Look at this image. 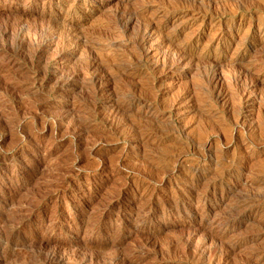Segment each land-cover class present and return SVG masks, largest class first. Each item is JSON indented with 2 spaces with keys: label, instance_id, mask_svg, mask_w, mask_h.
Segmentation results:
<instances>
[{
  "label": "rangeland",
  "instance_id": "1",
  "mask_svg": "<svg viewBox=\"0 0 264 264\" xmlns=\"http://www.w3.org/2000/svg\"><path fill=\"white\" fill-rule=\"evenodd\" d=\"M125 263L264 264V0H0V264Z\"/></svg>",
  "mask_w": 264,
  "mask_h": 264
},
{
  "label": "bare ground",
  "instance_id": "2",
  "mask_svg": "<svg viewBox=\"0 0 264 264\" xmlns=\"http://www.w3.org/2000/svg\"><path fill=\"white\" fill-rule=\"evenodd\" d=\"M127 18H128V17H127ZM152 21H153V20H152ZM48 31H49V30H48ZM52 31H53V30H52ZM52 31H51V34H53ZM55 31H56V30H55ZM55 31H54V32H55ZM57 32H58V31H57ZM49 34H50V33H49ZM49 34H48V35H49ZM51 34H50V35H51ZM61 34H63V33L61 32ZM66 34H67V33H66ZM68 34L71 35V33H69V32H68ZM68 34H67V35H68ZM59 35H60V33H59ZM64 35H65V34H64ZM73 35H74V34H73ZM143 35H144V34H143ZM145 35H146V34H145ZM54 36H55V35H54ZM65 36H66V35H65ZM65 36H64V37H65ZM71 36H72V35H71ZM79 36H80V35H79ZM79 36H78V37H79ZM61 37L63 38V36H61ZM72 37H73V36H72ZM147 37H148V36H147ZM65 38H66V37H65ZM69 38H70V37H69ZM69 38H68V39H69ZM80 38H81V37H80ZM141 38H142V36H141ZM73 39H74V38H73ZM139 39H140V38H139ZM50 40H52V38H51ZM69 41L71 42V40H69ZM140 41H141V39H140ZM72 42H74V41H72ZM165 42H166V41H165ZM66 43H68V40H67ZM76 43H77V42H76ZM80 43H81V42H80ZM138 43H140V42L138 41ZM141 43H142V41H141ZM141 43H140V44H141ZM169 43H170V42H169ZM48 44H49V43H48ZM64 44H65V41H64ZM71 44H72V43H71ZM73 44H74V43H73ZM142 44H143V43H142ZM38 45H39V44H38ZM38 45H37V46H38ZM77 45H78V44H77ZM79 45H80V44H79ZM79 45H78V46H79ZM143 45H144V44H143ZM40 46H41V45H40ZM78 46H77V47H78ZM38 47H39V46H38ZM42 48H43V47H42ZM174 48H175V47H174ZM188 48H189V47H188ZM45 49H46V48H45ZM176 49H178V48H176ZM176 49H174V50H176ZM189 49H191V48H189ZM171 51H173V50H171ZM178 51H179V50H178ZM188 51H189V50H188ZM36 53H37V52H36ZM38 53H39V52H38ZM65 54H66V53H65ZM173 54H174V52H173ZM175 54H176V53H175ZM37 55H38V54H37ZM67 55H68V54H67ZM176 55H177V54H176ZM173 56H174V55H173ZM175 58H176V57H175ZM163 59H164V58H163ZM170 60H171V59H170ZM89 61H90V60H88V63H89ZM91 61H93V60L91 59ZM174 62H175V60H174ZM88 63H87V64H88ZM91 63H92V62H91ZM93 63H94V62H93ZM89 64H90V63H89ZM89 64H88V66H89ZM91 65H92V64H91ZM96 65H97V64H96ZM88 66H87V68H88ZM94 66H95V64H94ZM94 66H93V67H94ZM95 67H96V66H95ZM122 67H123V66H122ZM100 68H102V67H100ZM88 70H89V69H88ZM94 70L97 71L95 68H94ZM94 70H93V72H94ZM99 70H102V69H99ZM107 70H108V69H107ZM116 70H117V69H116ZM90 71H92V70H90ZM90 71H88V72H90ZM103 71H104V69H103ZM114 71H115V69H114ZM91 73H92V72H91ZM90 75H91V74H90ZM98 75H99V74H98ZM98 75H97V77H98ZM92 76H94V75H92ZM92 76H91V77H92ZM99 76H100V75H99ZM101 76H102V75H101ZM94 77H96V76H94ZM94 77H93V79H94ZM101 78H102V77H101ZM89 79H90V78H89ZM97 79H98V78H97ZM95 81H96V79H95ZM100 81H101V80H100ZM96 82H97V81H96ZM94 83H95V82H94ZM90 84H91V83H90ZM97 87H98V86H97ZM98 88H99V87H98ZM113 106H114V105H113ZM114 107H115V109H116L117 106H114ZM117 108H119V107H117ZM43 241H44V240H43ZM50 247H51V246H50ZM50 254H51V253H50ZM50 254H48V256H49ZM51 258H52V257H51ZM49 259H50V258H49ZM49 261H50V260H49ZM126 261H127V260H126ZM125 264H126V263H125Z\"/></svg>",
  "mask_w": 264,
  "mask_h": 264
}]
</instances>
